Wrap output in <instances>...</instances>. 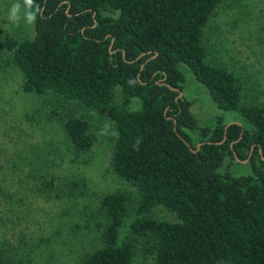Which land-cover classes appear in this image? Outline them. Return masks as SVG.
Wrapping results in <instances>:
<instances>
[{"label":"trees","instance_id":"trees-1","mask_svg":"<svg viewBox=\"0 0 264 264\" xmlns=\"http://www.w3.org/2000/svg\"><path fill=\"white\" fill-rule=\"evenodd\" d=\"M222 1L34 0V37L5 39L24 91L104 111L116 131L111 170L137 192L132 204L121 191L100 196L102 244L78 264H134L138 243L154 264H264V105L243 100L241 79L202 41ZM179 64L243 123L218 116L200 125ZM46 115L75 149L92 148L85 117L61 108ZM228 159L248 161L252 172H221ZM158 206L175 220L155 217Z\"/></svg>","mask_w":264,"mask_h":264},{"label":"rangeland","instance_id":"rangeland-1","mask_svg":"<svg viewBox=\"0 0 264 264\" xmlns=\"http://www.w3.org/2000/svg\"><path fill=\"white\" fill-rule=\"evenodd\" d=\"M14 3L21 4L17 22L9 19ZM24 12L23 0H0V258L9 264H78L86 252L102 244L100 196L121 191L132 204L137 192L111 170L116 131L104 111L64 101L51 92L23 90L21 71L7 63L3 43L11 36L34 37L35 22L28 23ZM202 41L210 59L241 79L243 100L264 105V0H223L204 28ZM179 66L186 80L183 95L200 125H211L218 116L226 123H243L237 112L218 109L191 70ZM138 107L134 100L131 108ZM50 108L85 117L92 148L75 149L61 123L47 117ZM219 170L233 175L252 172L248 161L233 159L225 160ZM153 215L175 220L160 206ZM133 217L131 208L121 238ZM134 264H154L142 243Z\"/></svg>","mask_w":264,"mask_h":264},{"label":"clouds","instance_id":"clouds-1","mask_svg":"<svg viewBox=\"0 0 264 264\" xmlns=\"http://www.w3.org/2000/svg\"><path fill=\"white\" fill-rule=\"evenodd\" d=\"M23 4L25 6V12H24L25 20L30 24L34 23L36 20V13L39 11L38 6L35 7V10H33L34 0H23ZM20 9H21V4L20 3H14L10 9L9 19L14 21V22L19 21Z\"/></svg>","mask_w":264,"mask_h":264},{"label":"water","instance_id":"water-1","mask_svg":"<svg viewBox=\"0 0 264 264\" xmlns=\"http://www.w3.org/2000/svg\"><path fill=\"white\" fill-rule=\"evenodd\" d=\"M181 95H182V92L179 91V96H181ZM235 123L240 124L239 122H235ZM230 124H231V123H228L227 126L230 125ZM243 161H246V160H243Z\"/></svg>","mask_w":264,"mask_h":264}]
</instances>
